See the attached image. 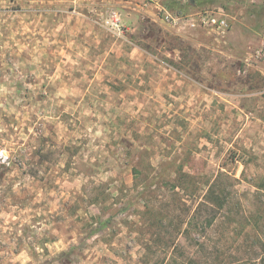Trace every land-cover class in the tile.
Masks as SVG:
<instances>
[{"label": "rangeland", "instance_id": "1", "mask_svg": "<svg viewBox=\"0 0 264 264\" xmlns=\"http://www.w3.org/2000/svg\"><path fill=\"white\" fill-rule=\"evenodd\" d=\"M98 6L0 0V264H264V0Z\"/></svg>", "mask_w": 264, "mask_h": 264}, {"label": "built area", "instance_id": "2", "mask_svg": "<svg viewBox=\"0 0 264 264\" xmlns=\"http://www.w3.org/2000/svg\"><path fill=\"white\" fill-rule=\"evenodd\" d=\"M149 0H73L72 11L74 13H81L79 7L92 8L99 12V6L105 7L108 18L105 20V25L117 32L123 34L126 30V23L124 20V13L128 9L143 4H148ZM142 4V5H143ZM96 8V9H95ZM111 8V9H110ZM101 12H103L101 10ZM104 14V13H103ZM163 18L178 31L197 29L199 27L206 29H213L218 33H226L230 27V20L223 11H200L193 15H174L168 9L163 8Z\"/></svg>", "mask_w": 264, "mask_h": 264}, {"label": "crops", "instance_id": "3", "mask_svg": "<svg viewBox=\"0 0 264 264\" xmlns=\"http://www.w3.org/2000/svg\"><path fill=\"white\" fill-rule=\"evenodd\" d=\"M143 4V3H142ZM138 5V6H135V9L137 10V11H139V10H141V8H142V6L143 5ZM108 18V14H103V18ZM100 24H102V23H100ZM105 27H107L106 25H105ZM113 31V30H112ZM195 31H196V29H188L187 31H185V32H187V33H185V36L187 37V38H192V39H194V37H193V35H195ZM187 34H189V35H187Z\"/></svg>", "mask_w": 264, "mask_h": 264}]
</instances>
